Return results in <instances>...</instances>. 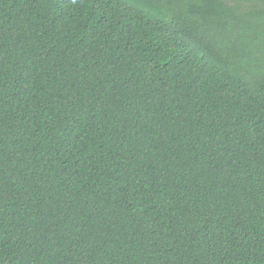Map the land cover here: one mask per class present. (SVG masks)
Returning a JSON list of instances; mask_svg holds the SVG:
<instances>
[{
    "label": "trees",
    "instance_id": "1",
    "mask_svg": "<svg viewBox=\"0 0 264 264\" xmlns=\"http://www.w3.org/2000/svg\"><path fill=\"white\" fill-rule=\"evenodd\" d=\"M0 264H264V0H0Z\"/></svg>",
    "mask_w": 264,
    "mask_h": 264
}]
</instances>
